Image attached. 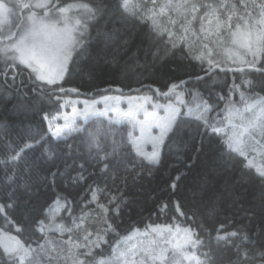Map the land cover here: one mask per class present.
Listing matches in <instances>:
<instances>
[{"label": "snow or ice", "instance_id": "obj_1", "mask_svg": "<svg viewBox=\"0 0 264 264\" xmlns=\"http://www.w3.org/2000/svg\"><path fill=\"white\" fill-rule=\"evenodd\" d=\"M115 9L125 22L144 25L147 29L141 39V45L147 42L145 62L141 64L137 60L134 68H148L166 58L179 56L197 61L210 78L216 69L237 71L243 76L239 83L233 80L227 97L218 94L225 104L215 116L212 113L218 105L210 104L197 92L189 93L193 97L192 102L186 101L183 92H176L177 84H172L167 92L156 90L159 95L169 98L170 102L164 105L153 103L151 96L128 97L130 105L133 101H143L124 114L134 127L140 128L139 137L129 135V144L140 158L138 161L123 154L125 148L122 141L115 139L113 121L105 125L103 117L106 113L94 108L90 110L89 102H84L82 112L73 107L71 115L64 116L63 125L54 128L58 117H52L48 136H41L35 143L44 148L49 158H54L59 142H64L65 148H71L66 143L68 137L86 134L96 153L94 167L99 169L100 179L104 181L103 187L96 181H93L95 187L88 186L91 198L86 200V204H94L95 210L91 211H98L92 217L91 212L85 215L82 210L81 216L72 220L74 227L57 222L56 213L49 211L45 218L47 223L45 220L36 223L37 230L44 235L36 241L35 248L32 243L22 242L0 229V248L7 256L6 264H146L145 258L151 264H264V95H260L264 92V0H116ZM111 13L112 5L108 0H0V76L5 78L0 84V96L10 95L5 84L8 89L15 87L16 92L21 93L25 82L21 80L17 86L16 77L25 72L30 82H41V99L44 98V85L53 86L56 90L69 73V65L87 55L89 27L99 24ZM106 36L112 39L110 34ZM127 44V38L120 40L111 53L105 51L102 58L105 62L110 59L116 63ZM149 54L151 62L148 61ZM245 68L255 70L259 79L247 78L249 73ZM9 70L11 84L8 83ZM184 83L180 81V84ZM257 88L260 92L256 91ZM31 91L36 93L37 89ZM58 91L64 92L65 89L59 86ZM234 92H239V102L232 100ZM170 93H175V103L171 102ZM27 95L22 93L20 99ZM110 99L119 101L121 97H104L105 107ZM35 104L38 105L39 101ZM147 104L152 105V111L148 110ZM20 107L35 110V107L28 109L26 104ZM182 108L187 111L182 112ZM159 109L163 110V116L158 114ZM141 110L144 119L136 120V113ZM77 116H83L85 122L93 120V127L78 125ZM181 117L195 121V134L201 138L199 147L193 144L197 156L206 149L218 151L219 159L232 163L239 172L237 187L246 184L253 197L247 201L250 206L243 211L246 219L260 221L258 233L253 234L243 223L237 227L230 222L218 221V227H213L203 238L195 228L179 223L148 225L143 231L133 227L127 230L126 235H121L117 221L122 215L125 195L120 185L127 187L130 178L135 180L142 171L150 173L153 167L161 164L160 149L165 141L174 142L182 138L186 120ZM44 118L47 119V114ZM153 129L157 131L153 133ZM109 137H112L110 143ZM193 139L189 134V140ZM147 145H151V151L146 150ZM33 147L26 144L18 151L13 148L11 153L14 154L0 159V164L5 166L4 180L9 187L16 183V167ZM121 169L125 173L123 176L119 175ZM108 177L112 179L111 186L107 183ZM172 187H176L175 182ZM241 195L246 196L247 193L239 194L231 185H226L217 200L204 204L200 211L205 218H218L222 212L231 211L240 203ZM8 198H12L11 193ZM60 199L65 200L64 207L71 215L69 206L72 201L58 197L57 210L61 207ZM11 207L12 204L0 203V213ZM177 211L195 223L197 211L188 217L186 212L180 211L179 204ZM110 212L115 215L110 216ZM5 220L13 223L7 217ZM89 220L97 225L95 232L85 227ZM199 227L202 232L205 230L203 223ZM53 230L69 234L58 247L47 238V232ZM16 231L23 233L28 228L17 226ZM212 232H215V237ZM109 233L113 235L105 240ZM73 234L77 239H73ZM101 243L107 244L108 249L94 252L93 249H99Z\"/></svg>", "mask_w": 264, "mask_h": 264}, {"label": "trees", "instance_id": "obj_2", "mask_svg": "<svg viewBox=\"0 0 264 264\" xmlns=\"http://www.w3.org/2000/svg\"><path fill=\"white\" fill-rule=\"evenodd\" d=\"M62 2H88V0H62ZM108 2L112 5V13L104 17L99 24L89 27L90 34L86 43L88 53L75 64H71L63 84L56 86V90H53V86L44 85V98L41 99V83L30 82L25 72L22 76L16 77L17 86L20 85L21 80L25 82L21 93L18 94L15 87L8 89L5 84L4 87L10 95L0 96V159L7 158L13 148L18 151L26 144L34 145L16 167L18 173L16 183L10 187L4 180L5 166L0 164V203L12 204L11 208H5V211L0 213V229L18 237L22 242L32 243L33 248L36 247V241L44 235L37 230L36 223L39 220L46 221V215L58 197H66L67 200L72 201L69 206L72 213L69 215L65 208L57 222L71 226L73 218L81 216L82 210L85 215L91 212V216L95 217L98 210L91 211L95 210V205L86 204V200L91 198L88 186L95 187L93 181L101 187L104 184L100 179L99 169L94 167L93 157L96 153L86 134H73L68 137L66 143L71 145V148H65L64 142H59L60 146L54 158H49L44 148L35 143L41 136H48L49 125L44 117L46 114L48 116L61 110L60 97H95L115 92V87H120L123 92L129 94H152L155 98L166 101L169 98L159 95L156 90L159 89L161 93L167 92L172 84L179 85L183 80L185 83L180 84L177 89L197 92L210 103L217 104L222 103L218 94L227 97L233 80L239 83L243 76L237 71L216 69L211 73L210 78L205 75L197 61L181 59L179 56L166 58L148 68H134L137 60L141 64L145 62L147 42L141 45V39L147 29L144 25L125 22L116 12V0H108ZM106 34H110L112 39H107ZM125 38L128 39V44L121 50L117 62L113 63L110 59L105 62L102 54L105 51L110 54L120 40ZM151 59L149 54L148 61L151 62ZM204 67L206 68V65ZM245 72L249 73L247 78L259 79L255 70L245 68ZM197 76L202 79H195ZM4 79L0 76V84L4 83ZM8 83H12L11 70H9ZM59 86L65 91H58ZM70 87L78 89V92L70 91ZM33 88L37 89L36 93L31 91ZM256 91L260 92V89L257 88ZM24 92L28 94L27 97L20 99ZM36 101H39L38 105L35 104ZM21 104H26L28 109L35 107V110H25L20 107ZM181 118L186 120L182 138L174 142L165 141L161 152V164L153 167L150 173L142 171L135 180L130 178L127 187L120 185L125 195L122 215L117 221L120 224L121 235H126L127 230L133 227L143 229L148 225L179 223L185 227L195 228L203 238L213 227H218V221H225L226 224L230 222L237 227L243 223L253 234L258 233L260 221L257 219L253 222L246 219L243 211L250 206L247 201L252 200L253 197L246 184L244 187H237L240 182L237 169L232 163L219 159L218 151L209 152L206 149L197 156L193 144L199 147L201 138L195 134V121L187 117ZM103 121L105 125L108 124L106 117H103ZM78 125L90 128L93 127L94 121H79ZM113 132L115 133L114 129ZM189 134L194 137L193 140H189ZM126 136L124 133L120 135L115 133V139L123 142L125 148L123 154L138 161L140 158L136 156ZM111 139L112 137H109V143ZM52 140L54 144L57 143L55 138ZM215 144L214 140L213 146ZM94 172L97 175L94 176ZM53 173L56 175L53 176ZM119 175H125L122 169ZM80 176H83V179H79ZM177 176H179L178 180ZM106 179L111 186V177ZM174 182L175 188L172 187ZM226 185H231L239 194L247 193V195H241L240 203L232 207L231 211L222 212L215 219L205 218L200 209L209 201L215 202ZM9 193L12 194L11 199L8 198ZM60 200L65 202L64 199ZM178 204L180 211L186 212L188 217L192 216L193 211H197L195 223L180 216L177 211ZM109 215L115 214L110 212ZM5 217L13 223H7ZM89 223L95 228L96 224L93 221L89 220ZM201 223L204 224L203 232L199 227ZM17 226L27 227L28 231L18 233ZM112 235L109 233L105 236L106 240ZM215 235V232H212V236ZM212 243L215 245V240ZM102 249H108V245L102 243V246L94 252H100ZM6 261L7 256L3 255V249L0 248V264H6Z\"/></svg>", "mask_w": 264, "mask_h": 264}, {"label": "rangeland", "instance_id": "obj_3", "mask_svg": "<svg viewBox=\"0 0 264 264\" xmlns=\"http://www.w3.org/2000/svg\"><path fill=\"white\" fill-rule=\"evenodd\" d=\"M4 31L5 32L7 31V26H5ZM89 34H90V32L88 33V37H89ZM87 40H88V38H87ZM86 43H87V41H86ZM70 66H71V64L69 65V68H70ZM67 75H68V73L65 75V78L67 77ZM65 78H64V80L60 81L59 84H63L65 81ZM176 92H183L184 93V99L186 101L192 102L193 97L189 94L190 93L189 91H187L185 89H176ZM260 95H264V94H260ZM144 96H151L153 103H159L161 105H164V104H167L170 102L169 99L166 101H162L158 98H155L152 94H140V93L129 94V93L120 92L117 90H115V92L105 93V94H101V95H98L95 97H92V96H62V97H60L59 100L61 101V105H63V107H61V110L59 112H53L52 114L48 115L47 116V122L49 125V121L52 120V117L55 116L58 118L54 121L53 127L55 128L56 125H63L64 124V116L65 115H71L73 107H75L78 110V112H82L83 109L85 108L84 102L87 101V102H89L90 110L94 108V109L104 111L106 113V115L104 117H106V119H108L107 122L113 121L112 128L114 129L115 133H117L118 135H120L121 133H124L125 135H127L126 137L129 140L130 134L132 137H139L140 136V128L138 126L134 127V124L132 122H130L124 114L132 111L135 108L137 103H143V101H141V100L133 101V103L130 105L129 101H128V97H144ZM169 96L171 97V102L175 103V93H170ZM104 97H112V98L121 97V99L119 101H116L115 99H110L107 101V107H105V102L103 100ZM232 100L239 102V92L233 93ZM97 101H98V103H94ZM210 104H212V103H210ZM224 104H225V101H222V103L219 102L217 104H214V105H218V107L213 111L212 115L215 116L216 113L219 112L220 109L224 107ZM237 106H241V105H239V103H237ZM146 107L148 108L149 111H152V105L151 104H147ZM157 111H158V114L160 116L164 115V112L162 109H159ZM181 111L185 112V111H187V109L182 108ZM221 115H223V113H221ZM143 119H144V114H143V111L141 110V111L136 113V120L142 121ZM79 121L85 122L83 116H77L76 117V123L77 124ZM156 131H157L156 129H153V133H155ZM162 148H163V146L160 149V154L162 152ZM146 150L151 151V145H147ZM59 204L61 206L59 208V210H57V204L56 203L49 210V211H53L56 213L57 221H58L59 215L65 209V207H64L65 202L64 201L59 200ZM47 222L48 221L46 220L45 223H47ZM89 225H91V224L88 223L85 225V227H89V231L95 232V229L97 226L95 225V228H93L92 226H89ZM69 227H74V225L72 224ZM145 228L141 229V231H143ZM10 235H12V234H10ZM12 236H14V235H12ZM68 236H69V234L67 232H65L63 234L56 232L54 230L47 232V238L53 242V246H57V247L59 246V242L67 240ZM5 239H6V237H5ZM73 239L74 240L77 239V236L75 234H73ZM105 240H106V238H105ZM101 246H102V243H101ZM94 250L95 249H93V251ZM52 255L55 256L56 253H52ZM145 260H146V264H151V261L149 259L145 258ZM54 264H55V262H54ZM61 264H62V262H61Z\"/></svg>", "mask_w": 264, "mask_h": 264}, {"label": "water", "instance_id": "obj_4", "mask_svg": "<svg viewBox=\"0 0 264 264\" xmlns=\"http://www.w3.org/2000/svg\"><path fill=\"white\" fill-rule=\"evenodd\" d=\"M227 70V69H226ZM178 86H180V84L178 85ZM73 87H70L69 89H72ZM116 88V90L117 91H120V92H123V89L122 88H120V87H115ZM76 92H78V91H76Z\"/></svg>", "mask_w": 264, "mask_h": 264}]
</instances>
